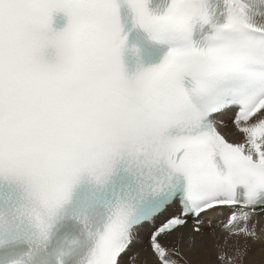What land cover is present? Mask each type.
<instances>
[{"label": "snow or ice", "instance_id": "snow-or-ice-1", "mask_svg": "<svg viewBox=\"0 0 264 264\" xmlns=\"http://www.w3.org/2000/svg\"><path fill=\"white\" fill-rule=\"evenodd\" d=\"M257 209L264 0H0V264H121L144 228L179 264L189 221Z\"/></svg>", "mask_w": 264, "mask_h": 264}, {"label": "bare ground", "instance_id": "bare-ground-1", "mask_svg": "<svg viewBox=\"0 0 264 264\" xmlns=\"http://www.w3.org/2000/svg\"><path fill=\"white\" fill-rule=\"evenodd\" d=\"M225 124L219 125L223 131L233 130L229 121ZM227 217L228 213H218L206 218L200 225L199 233L193 232L192 225L188 224L180 230L183 239L179 244L175 238L170 239L169 248L179 247L180 255L174 257L179 264H229V260L230 264H264V209L257 210L250 221V224L256 225L255 239L231 234L223 226ZM161 219L162 216L158 222ZM148 231V228L141 229V242L129 249L121 264H156L148 250ZM221 253L224 260L219 259Z\"/></svg>", "mask_w": 264, "mask_h": 264}]
</instances>
